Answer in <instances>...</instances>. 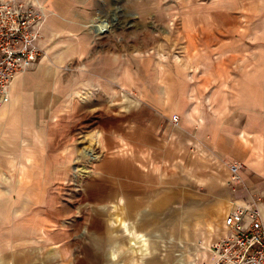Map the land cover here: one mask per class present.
Instances as JSON below:
<instances>
[{"label": "rangeland", "instance_id": "374dc122", "mask_svg": "<svg viewBox=\"0 0 264 264\" xmlns=\"http://www.w3.org/2000/svg\"><path fill=\"white\" fill-rule=\"evenodd\" d=\"M31 1L40 57L0 110V264H205L238 161L153 132V99L187 76L192 116L233 133L239 87L264 84V0Z\"/></svg>", "mask_w": 264, "mask_h": 264}, {"label": "crops", "instance_id": "0c3cea01", "mask_svg": "<svg viewBox=\"0 0 264 264\" xmlns=\"http://www.w3.org/2000/svg\"><path fill=\"white\" fill-rule=\"evenodd\" d=\"M47 71L49 70L42 68L41 75H46ZM39 79L41 82L42 76L36 79L41 87L42 82L40 83ZM188 80L187 76L182 78L181 84H173V91L166 89L161 96L153 99L155 111L151 123L157 124L154 125L153 132L163 128L162 134L165 138L173 128V139L186 143L199 142L203 150L213 157L233 159L243 164L244 168L239 172V186H234L235 206L249 204L256 198H264V84L258 83L256 79L251 86L253 89L245 85L239 87L244 100H234V116L231 122L234 128L233 133L229 134L225 133L227 129L221 122L223 119L220 114L214 118L203 116L200 122L192 116V109L197 106L193 95L201 91L194 90ZM15 85L16 83L13 84L14 87ZM45 86L46 81L43 83V87ZM259 86L260 89H257ZM169 103H173L172 118H178L176 125L172 118L170 119L171 113L165 109ZM218 106L220 108V103ZM158 116L163 118L162 123H157ZM149 127L151 129V126Z\"/></svg>", "mask_w": 264, "mask_h": 264}, {"label": "built area", "instance_id": "2783aa9c", "mask_svg": "<svg viewBox=\"0 0 264 264\" xmlns=\"http://www.w3.org/2000/svg\"><path fill=\"white\" fill-rule=\"evenodd\" d=\"M44 11L31 0H0V109L10 102L17 74L31 69L40 57ZM177 117L172 121L176 125ZM241 163L227 167L229 182L239 185ZM225 233L208 248L205 264H264V198L234 206L224 217Z\"/></svg>", "mask_w": 264, "mask_h": 264}, {"label": "bare ground", "instance_id": "6f19581e", "mask_svg": "<svg viewBox=\"0 0 264 264\" xmlns=\"http://www.w3.org/2000/svg\"><path fill=\"white\" fill-rule=\"evenodd\" d=\"M94 31L96 32V34H99V33H103V32H107V28H106V26L103 24V23H100L99 25H96V26H94ZM22 74V73H21ZM21 74H17L15 77H14V80L12 81V83H11V87H10V98H11V89H12V85L14 84V83H16V79L21 75ZM10 103V102H9ZM9 103L7 104V105H5L3 108H1V109H5L8 105H9ZM0 109V110H1Z\"/></svg>", "mask_w": 264, "mask_h": 264}]
</instances>
